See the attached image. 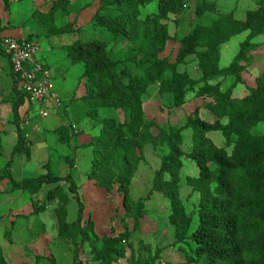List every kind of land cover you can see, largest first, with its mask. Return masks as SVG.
Returning a JSON list of instances; mask_svg holds the SVG:
<instances>
[{"label": "trees", "instance_id": "16d2710c", "mask_svg": "<svg viewBox=\"0 0 264 264\" xmlns=\"http://www.w3.org/2000/svg\"><path fill=\"white\" fill-rule=\"evenodd\" d=\"M3 1L7 9L8 2ZM152 1L98 0L92 19L112 37H122L130 44L125 58L113 59L105 38L79 35L65 47L69 63L83 65L85 90L79 99L84 103V114L96 117L102 108L121 113L119 119L103 118L99 132L91 135L88 142L79 143L92 153L88 177L94 185L104 188L107 195L117 185L123 206L135 205L134 229L139 226L144 199L153 192H161L170 204L168 217L174 227V243L184 255V261L179 264H264V133L251 131L259 123L264 125V68L254 78L255 86L250 87L247 94L232 95V88L243 81L242 73L246 69L243 62L249 60L248 53L258 47L252 39L264 31V0H253L256 8L246 11L244 19L236 18L232 11H221L212 1L200 0L195 4V15L201 17L212 12L216 17L209 23L194 24L180 38L174 59L168 54L161 55L167 41L173 38L168 33L167 20L171 14H180L185 0H155L156 11L141 18L140 7ZM77 6L75 0H51L47 11L34 10L30 21L39 27L46 26L45 31L50 35L75 31L80 34L78 28L54 24L58 11L70 12ZM4 28L0 21V33ZM242 32L247 34L239 50L228 65L221 67V46ZM0 54L6 56L1 48ZM192 55L200 73L197 79L186 70L178 69V65L187 64V58ZM228 76L233 77V82L222 90L221 82ZM152 84H157L160 96H171L174 107L182 106L190 92L194 97L204 98L201 108L209 111L213 118L210 121L202 118L200 107H196L184 124L159 131L157 138L166 143L168 152L154 173L148 195L134 202L130 197V183L144 160V144L154 140L149 133L152 122L146 120L143 108V98ZM13 89L14 98L8 100L17 141L9 159L0 167V182L5 181L8 192L26 191L31 198L32 213L45 208L44 203L37 205L32 199L45 185H53L45 200L57 201L54 207L57 234L72 245L71 264H87L81 262L78 252L88 232H94V224L90 219L86 226L82 224L84 203L71 173L74 160H65L69 170L64 175L56 174L49 163H45V171L34 177L20 180L12 177L13 154L24 152L26 158L29 154L18 113L25 95L16 89L15 83ZM187 128L192 131V146L189 152H184L180 148L181 134ZM56 130L68 141L64 126ZM214 133H221L224 145L212 139ZM2 154L0 136V156ZM183 157L197 167V174L187 178L192 192L198 194L194 213L185 211L180 195ZM61 182L67 183L68 192L63 190ZM70 198L77 205L73 220H69L67 209ZM130 234L127 229L116 233L111 226L110 233L99 237L101 246L92 247L91 260L97 264L116 263L125 254V242ZM0 264H9L1 248Z\"/></svg>", "mask_w": 264, "mask_h": 264}, {"label": "rangeland", "instance_id": "374dc122", "mask_svg": "<svg viewBox=\"0 0 264 264\" xmlns=\"http://www.w3.org/2000/svg\"><path fill=\"white\" fill-rule=\"evenodd\" d=\"M78 6L70 12L61 10L55 14L54 24L57 27L69 25L78 28L81 33L62 35L47 34L44 27H39L30 21L33 10L47 11L51 0H7L8 8H5L3 0H0V16H12L14 26L24 28V35H30L41 48L39 58L49 67V74L54 84L55 92L59 97V106L49 109L47 117L38 114V107L28 105L21 127L26 136L28 158L25 153H14L11 162L12 177L20 180L23 177H34L45 171V163H49L52 170L58 175L68 172L66 159L72 158L74 166L71 169L72 176L78 185V192L83 198L84 215L83 225H87L88 219L94 224V232L89 231L84 239L83 246L78 252V258L83 263L97 264L91 260L93 246L100 247L102 241L99 237L110 233L113 226L118 233L125 229L131 232L125 242V254L114 264H179L184 261V255L179 245L174 243V227L168 215L171 212L168 199L161 192H153L142 202L139 226L133 228L135 205L124 207L117 185L107 195L104 188L94 185L88 177L90 171L92 153L89 148L80 147L79 143H86L89 137L99 132L103 118L113 117L119 119L121 113L114 109H99L96 117L84 114L83 102L79 97L84 93V77L82 76V63L70 64L66 56L65 47L79 35L86 38H105L108 41V49L113 59L125 58L130 44L122 37L114 38L103 27L97 25L93 18L97 9L98 0H75ZM221 11L233 12L236 18L244 19L246 11L256 7L253 0H209ZM200 0H185V5L178 15L171 14L167 20V30L173 38L167 41L161 55L168 54L174 59L179 40L198 21L209 23L216 17L212 12H206L201 17L194 13L195 4ZM156 1L153 0L140 7V17L144 18L156 11ZM8 12V13H7ZM29 16V17H28ZM44 29L43 31L41 29ZM31 34H27V30ZM1 36V35H0ZM245 33L232 36L221 46V67L230 63L233 56L239 50L240 41ZM258 43L255 51H250L249 60L244 61L246 69L242 73L243 81L232 88V95L241 97L247 94L250 87L255 86L254 78L264 68V31L252 39ZM189 56L185 68L190 70V75L198 77L199 72L195 59ZM0 58L4 57L1 55ZM178 68H183L178 65ZM233 79V78H231ZM232 81V80H231ZM12 83H14L12 79ZM192 93V92H190ZM193 94V93H192ZM202 98V97H200ZM188 101L185 105L174 107L171 105V96H160L149 91L143 98L145 118L151 121L149 133L153 141L144 144L142 153L144 160L140 162L130 183V197L136 202L148 195L154 173L159 168L161 158L168 152L165 142H161L157 135L160 130H168L169 126L184 124L187 116L203 102ZM199 108V114H200ZM12 112V111H11ZM202 116L206 120H212L213 116L203 109ZM64 126L68 133V141H64L56 130ZM253 133H264V125L259 123L252 127ZM183 142L180 148L189 152L192 146V131L187 128L182 131ZM212 139L219 145H224V137L221 133L211 134ZM82 139V140H81ZM11 150L6 147L0 157V166H4L11 155ZM6 156V157H5ZM183 166L180 171V195L187 213H194L197 205L198 194L191 190L187 178L197 174L195 164L182 158ZM63 190L68 192V185L60 183ZM53 185H45L32 199L39 205L44 203L45 208L38 213L15 214V209L10 207L0 208V248L4 255H8L10 264H71L72 245L63 241L57 234L54 207L56 200L47 201L45 196ZM0 189L8 190L5 181L0 183ZM16 191V190H15ZM14 192V191H12ZM5 193V192H3ZM1 193V194H3ZM70 197L71 194L69 193ZM5 195L1 196L3 199ZM19 200L31 202L26 191L20 190L17 195ZM39 207V206H38ZM69 220L76 217V202L70 198L67 205ZM86 209V210H85ZM13 211V212H12ZM2 213V214H1ZM196 221V216L194 217ZM20 249H14L16 246ZM182 247V245H181Z\"/></svg>", "mask_w": 264, "mask_h": 264}, {"label": "built area", "instance_id": "2783aa9c", "mask_svg": "<svg viewBox=\"0 0 264 264\" xmlns=\"http://www.w3.org/2000/svg\"><path fill=\"white\" fill-rule=\"evenodd\" d=\"M0 48L5 53L9 72L16 89L25 95L29 105L38 107L41 117L49 115V109L59 106V97L46 64L39 58L41 48L33 37L1 36Z\"/></svg>", "mask_w": 264, "mask_h": 264}, {"label": "crops", "instance_id": "0c3cea01", "mask_svg": "<svg viewBox=\"0 0 264 264\" xmlns=\"http://www.w3.org/2000/svg\"><path fill=\"white\" fill-rule=\"evenodd\" d=\"M255 8H253V9H255ZM4 17L5 18H2L0 16L1 25L5 26L4 30L1 31V33H0L1 36H5V35L14 36V37H27L28 36V35L27 36L24 35V31H25L24 28H20L18 26H14V22L12 21L13 20L12 16L10 17L8 15H4ZM26 30H27V34H31L32 33L28 29H26ZM189 31H190V29L185 34H187ZM243 33H245V36H246L247 32H243ZM244 39H245V37H244ZM1 55L2 54H0V57H1ZM2 56L4 57V59L0 58V136L2 138L3 154H4V152H5L4 149H6V147H8V149H12L13 148L14 144L17 141V134H16V131H15V126L12 123V112H11V102H10V100L12 98H14L15 90L13 89L12 77H11L10 72H9L8 59L4 55H2ZM220 59H221V50H220ZM220 59H219V62H220ZM188 60H190V59H187V62H188ZM46 66L49 69L50 66H48L47 64H46ZM182 66H183V68H178L180 71L186 70L188 73L190 72V70L188 68H185L186 64L182 65ZM196 67H197V64H196ZM189 75H190V73H189ZM190 76L193 77L192 75H190ZM199 77H200V74H199L198 77H193V78L197 79ZM231 78H233V77L228 76L225 80H223L221 82V86L220 87H221L222 90L227 89L232 84L233 79H231ZM149 91H153L156 94H158L157 93V84L150 85L148 87V89H147V92H149ZM193 98H195L194 101H197V102H199V101L203 102L205 100L204 98L194 97L192 93H189L188 94V99L185 102V104L188 101L192 100ZM5 99H7V100H5ZM8 99H10V100H8ZM206 100H208V98H206ZM27 104L28 103L24 99L23 105H21L19 107V109H18L20 120H22L24 118L26 110H28V108H29V106H28L29 104L28 105ZM185 104H183V105H185ZM203 109L204 108H200V114L201 115L203 114ZM0 167H3V166H0ZM11 174H12V170H11ZM18 191L20 192V190H16L14 192H8V190L4 191V189H0V208L1 207H7V209H9L10 207H13V209H15V211L14 212L12 211V212L15 213V214H29V213H32V205H31L30 201H27L25 199H23V200L21 199V200H19L17 202L16 195H17ZM3 192H5V193H3ZM1 193H3V194H1ZM2 195L3 196L5 195V197L3 199H1ZM14 249H18L19 250L20 246L17 245L16 248L13 247V250ZM7 253H8V255L4 254V257L6 258L7 262L10 264V262H9L10 260L8 258L9 257V251Z\"/></svg>", "mask_w": 264, "mask_h": 264}]
</instances>
